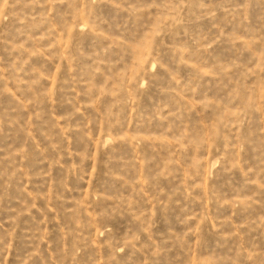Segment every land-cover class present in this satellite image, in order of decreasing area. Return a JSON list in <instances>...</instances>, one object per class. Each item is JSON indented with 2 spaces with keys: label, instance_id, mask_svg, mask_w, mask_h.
I'll return each mask as SVG.
<instances>
[{
  "label": "rangeland",
  "instance_id": "374dc122",
  "mask_svg": "<svg viewBox=\"0 0 264 264\" xmlns=\"http://www.w3.org/2000/svg\"><path fill=\"white\" fill-rule=\"evenodd\" d=\"M0 264H264V0H0Z\"/></svg>",
  "mask_w": 264,
  "mask_h": 264
}]
</instances>
